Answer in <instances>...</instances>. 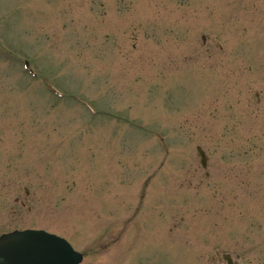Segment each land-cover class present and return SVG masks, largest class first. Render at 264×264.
I'll return each mask as SVG.
<instances>
[{"label": "rangeland", "instance_id": "1", "mask_svg": "<svg viewBox=\"0 0 264 264\" xmlns=\"http://www.w3.org/2000/svg\"><path fill=\"white\" fill-rule=\"evenodd\" d=\"M27 229L83 264L264 248V0H0V235Z\"/></svg>", "mask_w": 264, "mask_h": 264}, {"label": "water", "instance_id": "2", "mask_svg": "<svg viewBox=\"0 0 264 264\" xmlns=\"http://www.w3.org/2000/svg\"><path fill=\"white\" fill-rule=\"evenodd\" d=\"M205 163L204 153L199 149ZM63 240L42 231L14 232L0 237V264H79Z\"/></svg>", "mask_w": 264, "mask_h": 264}, {"label": "flooded vegetation", "instance_id": "3", "mask_svg": "<svg viewBox=\"0 0 264 264\" xmlns=\"http://www.w3.org/2000/svg\"><path fill=\"white\" fill-rule=\"evenodd\" d=\"M231 245L226 248V243L224 247L213 250L207 257V264H264V248L261 244L245 239L235 240Z\"/></svg>", "mask_w": 264, "mask_h": 264}]
</instances>
